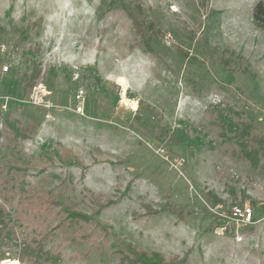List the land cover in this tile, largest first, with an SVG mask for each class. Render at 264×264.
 I'll use <instances>...</instances> for the list:
<instances>
[{
	"label": "rangeland",
	"instance_id": "374dc122",
	"mask_svg": "<svg viewBox=\"0 0 264 264\" xmlns=\"http://www.w3.org/2000/svg\"><path fill=\"white\" fill-rule=\"evenodd\" d=\"M256 1L0 0V165L38 163L45 173L19 172L22 185L55 189L86 213L89 190L117 202L100 216L114 233L102 250L75 241L76 229L51 234L59 264H120L127 243L187 264H264V171L200 146L191 130L207 124L209 104L225 102L264 132ZM238 62L249 73L236 72ZM36 64L41 78L24 90ZM6 120L38 133L22 140ZM13 194L7 209L32 214ZM233 205L251 206L255 223L223 231ZM41 225L25 219L20 238ZM3 263L24 264L14 252H2Z\"/></svg>",
	"mask_w": 264,
	"mask_h": 264
},
{
	"label": "trees",
	"instance_id": "16d2710c",
	"mask_svg": "<svg viewBox=\"0 0 264 264\" xmlns=\"http://www.w3.org/2000/svg\"><path fill=\"white\" fill-rule=\"evenodd\" d=\"M206 2L207 0H202V7H205ZM252 20L257 28H264V0H257L254 4ZM152 41L151 37L144 40L149 51L153 50ZM176 49L183 57H189V54L181 48L177 47ZM227 50L230 51L229 48L224 49L226 52ZM230 52L234 53L233 50ZM222 62L224 66L235 63L230 58H226ZM235 67L236 72L249 73L248 69H241L239 62ZM24 78V90H32L41 78V70L38 65H34L31 73ZM205 115L206 125H194L191 128L196 134L195 140L200 146L206 147L211 152L222 150L229 159L247 163L253 169L264 171V132L249 120L245 111L225 102H215L207 106ZM6 122L13 129L16 137L22 140L27 141L30 139L29 137L38 133L39 125L37 124L19 128L8 120ZM185 125L183 122L180 129ZM212 131H216L214 137L210 136ZM178 132L180 135H186L183 130H178ZM98 161L99 163L110 162L107 158H99ZM37 164L27 161L22 165L16 163L9 167L0 165V254L14 252L17 260L24 264H59L63 258L62 252L47 248V242L51 240L52 233L63 227L76 229L75 241L88 242L102 250L103 245L114 233L112 225L101 220L100 216L104 210L115 206L117 202L89 190L90 199L93 202L92 212L86 213L75 205L74 200L65 199L55 189L43 185L26 189L18 178V173L21 172L22 176H27L32 170L36 171L34 172L36 175L45 173L46 169L43 167L39 169V164ZM82 170L81 178L83 180L87 169L84 167ZM14 191L20 193L18 205L30 206L32 214L26 216L7 209L6 203L15 199ZM216 202L223 201L216 199ZM148 211L150 212L151 208ZM52 213L58 219L55 225L49 221V216ZM28 216L34 220L42 219V225L34 230V234L30 236L29 240L27 237L20 238L19 236L23 221L29 218ZM117 253L120 264H187L188 259L186 255L168 259L159 252L141 249L133 243L123 245Z\"/></svg>",
	"mask_w": 264,
	"mask_h": 264
},
{
	"label": "built area",
	"instance_id": "2783aa9c",
	"mask_svg": "<svg viewBox=\"0 0 264 264\" xmlns=\"http://www.w3.org/2000/svg\"><path fill=\"white\" fill-rule=\"evenodd\" d=\"M8 70V67L4 68L5 72ZM82 96L83 92H80L78 98H81ZM223 217L226 219V225L222 227L223 231L228 230V226L231 224L248 227L253 225L256 220L254 209L249 205H233Z\"/></svg>",
	"mask_w": 264,
	"mask_h": 264
},
{
	"label": "bare ground",
	"instance_id": "6f19581e",
	"mask_svg": "<svg viewBox=\"0 0 264 264\" xmlns=\"http://www.w3.org/2000/svg\"><path fill=\"white\" fill-rule=\"evenodd\" d=\"M3 264H6V263H3Z\"/></svg>",
	"mask_w": 264,
	"mask_h": 264
}]
</instances>
